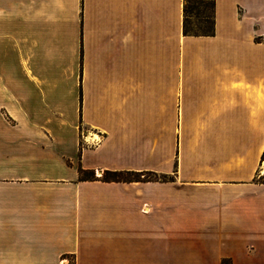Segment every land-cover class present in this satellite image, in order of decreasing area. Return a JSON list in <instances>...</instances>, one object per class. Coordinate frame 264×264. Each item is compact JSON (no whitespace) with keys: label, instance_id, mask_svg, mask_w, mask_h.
<instances>
[{"label":"crops","instance_id":"crops-1","mask_svg":"<svg viewBox=\"0 0 264 264\" xmlns=\"http://www.w3.org/2000/svg\"><path fill=\"white\" fill-rule=\"evenodd\" d=\"M184 8L0 0V264H264V0Z\"/></svg>","mask_w":264,"mask_h":264},{"label":"trees","instance_id":"trees-1","mask_svg":"<svg viewBox=\"0 0 264 264\" xmlns=\"http://www.w3.org/2000/svg\"><path fill=\"white\" fill-rule=\"evenodd\" d=\"M196 3L193 2L192 11H189L188 0H185V20H184V32L186 35H198L200 34L196 27H194V22L192 19L194 18L196 21H202L205 25V31L203 33L210 34L213 30L214 20V0L212 4V12L202 14L199 11H195ZM196 12V13H194ZM194 13V14H193ZM82 151V147H81ZM79 174L81 180H96L94 170L84 169L83 167L79 168ZM171 177L166 174H157L154 172H135V171H105L103 177L101 178L103 181H168ZM260 181L264 182V180ZM222 264H232V260L226 258L222 261Z\"/></svg>","mask_w":264,"mask_h":264},{"label":"rangeland","instance_id":"rangeland-1","mask_svg":"<svg viewBox=\"0 0 264 264\" xmlns=\"http://www.w3.org/2000/svg\"><path fill=\"white\" fill-rule=\"evenodd\" d=\"M193 2L196 3L195 5V11H199L202 14L204 13H211L212 12V4H213V0H188V7H189V11H192V6H193ZM196 13V12H194ZM193 13V14H194ZM192 21L194 22V27H196V29L198 30L199 33H203L205 31V25L202 21H196L194 18L192 19ZM83 131L87 132V128H83ZM260 178L261 180H264V158H263V162L261 165V170H260ZM69 263L73 264L74 260L73 258L69 259ZM233 264V262H232Z\"/></svg>","mask_w":264,"mask_h":264}]
</instances>
